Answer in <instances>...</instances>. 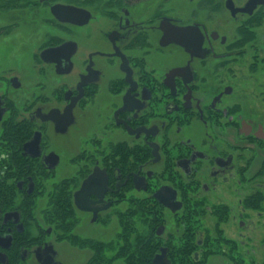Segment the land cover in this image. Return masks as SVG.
Wrapping results in <instances>:
<instances>
[{
    "label": "flooded vegetation",
    "instance_id": "1",
    "mask_svg": "<svg viewBox=\"0 0 264 264\" xmlns=\"http://www.w3.org/2000/svg\"><path fill=\"white\" fill-rule=\"evenodd\" d=\"M247 2L0 0V264H264Z\"/></svg>",
    "mask_w": 264,
    "mask_h": 264
},
{
    "label": "rangeland",
    "instance_id": "2",
    "mask_svg": "<svg viewBox=\"0 0 264 264\" xmlns=\"http://www.w3.org/2000/svg\"><path fill=\"white\" fill-rule=\"evenodd\" d=\"M258 15H259L257 16V18L259 19L258 21L262 23L257 30V33H256L257 36L254 37L252 35L249 38L245 39L247 43H250V40L254 39L252 41L253 42L252 47L250 46V48L248 49L247 47L249 46V44H247L243 46V48H241V51H242V52L240 51L241 53H238L237 51H235L234 57L240 55V59L236 61L237 63L236 64L234 63L233 66L236 67L235 68L236 70H239L240 72H242V75L247 78L246 87L249 86V88H247L244 92L246 100L252 103L253 101L252 99H255L259 105L263 106L264 97L262 99V94H260L259 92L261 90H264V65H263L264 63L258 60L260 67L258 68V71H255V73L250 72V70L248 69V64H247L252 54L256 53L252 51L253 46H263L264 48V9L260 11ZM19 17H21L24 20V17H28V12L20 11ZM216 17L219 18V15ZM221 17H222L221 18L222 20L218 23L217 26L221 28L222 32H225L228 34L229 39H232L233 37H235L237 21L227 19L228 15H226V17L224 16L225 18H223V16ZM211 23L214 24L216 23V21L212 20ZM243 49H245L244 53H243ZM257 55L264 57V50L261 49L257 53ZM241 61H242V64H241ZM205 220H206L205 222L207 225H211V220L209 217H207ZM254 220L256 221V226L255 227L253 226L254 228H256L255 229L256 237L260 243L264 242V218L260 217V218H255ZM96 228L97 227H92L90 228V230L91 229L95 230ZM229 229H232V223L229 224ZM113 230L114 231L117 230L116 223L114 224ZM114 231L112 232L108 231L105 234V236H99V237H104L105 240H108V238H111L113 236L112 234ZM58 249L60 252L61 259H63V261L66 262L67 264H86L87 262H90L92 258L91 256H92L93 251L91 252L88 249L87 250H76L74 248L69 247L65 243H62V245L58 246ZM263 255H264L263 250L261 249L256 250V258L259 259V261H261ZM84 260H85V263H82Z\"/></svg>",
    "mask_w": 264,
    "mask_h": 264
},
{
    "label": "water",
    "instance_id": "3",
    "mask_svg": "<svg viewBox=\"0 0 264 264\" xmlns=\"http://www.w3.org/2000/svg\"><path fill=\"white\" fill-rule=\"evenodd\" d=\"M264 0H248V2L246 3L245 5V8L244 10H246L248 13H251L252 9L258 4V3H263ZM53 255H55V252H53ZM52 259L50 258V263H51ZM49 263V264H50ZM41 264V262H40ZM45 264V263H43ZM47 264V263H46ZM55 264H61L60 262L58 261H55Z\"/></svg>",
    "mask_w": 264,
    "mask_h": 264
},
{
    "label": "trees",
    "instance_id": "4",
    "mask_svg": "<svg viewBox=\"0 0 264 264\" xmlns=\"http://www.w3.org/2000/svg\"><path fill=\"white\" fill-rule=\"evenodd\" d=\"M259 16V15H258Z\"/></svg>",
    "mask_w": 264,
    "mask_h": 264
}]
</instances>
